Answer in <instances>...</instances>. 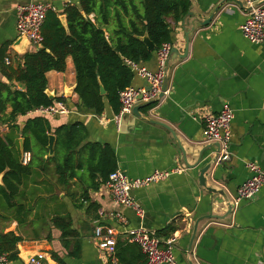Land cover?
Listing matches in <instances>:
<instances>
[{
    "label": "crops",
    "instance_id": "0c3cea01",
    "mask_svg": "<svg viewBox=\"0 0 264 264\" xmlns=\"http://www.w3.org/2000/svg\"><path fill=\"white\" fill-rule=\"evenodd\" d=\"M32 1L56 7L59 19L65 18L64 26H67L64 10L79 6V0H0V82L9 83L3 73L7 57L12 58V66L16 68L23 63L26 53L35 50L28 41L14 49L18 40L16 8ZM190 2L189 13L178 24L172 18L167 19L178 56L188 55L186 58L173 55L167 85L169 94L161 102L142 109L140 116H124L117 126L113 121L117 114L108 103L102 115L78 108L76 71L71 57L67 59L65 72L47 74V92L54 98H65L70 110L68 115L52 116L53 129L82 124L86 131L84 144L110 147L117 170L131 179L145 178L157 170L181 168L183 173L134 191L133 198L144 212V217L140 218L134 210L115 204L105 188L106 183L97 189L91 187V176L86 168L77 169L78 177L62 185L57 181L55 164H52V175L36 177L24 187L27 205L33 210L29 221L39 222L38 228L48 223L45 231L32 236L24 233L15 220L0 221L5 233L15 232L24 238L18 245L19 255L42 254L40 264H60L53 253L65 264H105L96 245L95 229L108 225L118 233L123 264L146 262L144 254L125 234L138 228L156 234L164 246L175 239L172 246L176 264H190V261L193 264H264V186L253 200H236L238 189L252 176L248 165L254 163L264 170V43L252 44L241 33L240 27L250 13L244 0ZM256 4L264 7V0H256ZM90 18L94 21V15ZM144 65L155 72L156 55ZM131 86L148 87V84L134 76ZM141 105L140 102L136 106ZM226 107L234 112L232 157L216 167L217 181H212L210 172L206 179L207 186L224 192L226 198L233 200L231 214L226 204L221 203L225 200L223 196L210 194L199 185V172L208 164L211 150L197 168L189 167L196 164L200 151L209 144L203 134L205 116L218 115ZM34 115L39 114H28L29 117ZM24 119H19L21 128L25 125ZM0 132L5 136L10 130L3 126ZM14 137L18 142L21 139L18 132ZM56 140L55 136V144ZM75 165L77 167L78 163ZM51 178L52 184L48 180ZM96 182L100 183L101 178ZM85 191L88 199L83 203ZM3 202L0 201V213L11 217ZM116 213L126 222L114 219ZM210 215L220 219H204L198 224L189 254L195 224ZM55 216L70 217L78 233L69 249L63 245L61 232L51 224ZM76 241L80 244L79 256H70L76 253ZM9 264L29 263L19 256Z\"/></svg>",
    "mask_w": 264,
    "mask_h": 264
},
{
    "label": "trees",
    "instance_id": "16d2710c",
    "mask_svg": "<svg viewBox=\"0 0 264 264\" xmlns=\"http://www.w3.org/2000/svg\"><path fill=\"white\" fill-rule=\"evenodd\" d=\"M190 8V0H79V6L64 10L67 26L57 13H48L42 28V46L26 53L23 63L16 68L6 63L3 68L9 83L0 82V127L5 126L10 132L5 136L0 132V176H3L0 196L12 216L0 213V221L15 220L19 226H31L36 235H40L39 222L29 221L33 210L27 205L24 187L36 177L52 175V164H55L57 181L62 185L78 177L77 169L86 168L91 176V187L95 189L106 183L117 170L115 154L110 147L84 144L86 131L82 124L53 129L52 117L28 116L40 107L66 102L65 98L51 99L46 93L47 74L65 72L67 59L71 57L76 71L78 108L102 115L108 103L118 114L120 93L130 87L134 79L124 60L149 62L163 44L174 41L167 19L172 18L178 24ZM91 15H94V21ZM145 34L156 46L153 52L140 40ZM101 85L106 95L101 94ZM20 118H25L22 128ZM15 132L24 140L22 149L20 141L14 137ZM50 135L57 137L52 157H48ZM26 153L31 158L24 164L23 154ZM75 163H78L77 167ZM98 178H101L100 183L96 182ZM87 193L84 192L83 203L88 199ZM51 224L61 232L63 245L69 249L78 238L71 218L55 216ZM23 239L15 232L5 233L0 224V254H7L10 261L19 259L18 245ZM51 239L49 235L48 240ZM75 243L76 253L70 256L78 257L80 244L79 241ZM117 251L120 264H123L119 243ZM53 258L65 264L54 253Z\"/></svg>",
    "mask_w": 264,
    "mask_h": 264
},
{
    "label": "built area",
    "instance_id": "2783aa9c",
    "mask_svg": "<svg viewBox=\"0 0 264 264\" xmlns=\"http://www.w3.org/2000/svg\"><path fill=\"white\" fill-rule=\"evenodd\" d=\"M246 6L250 8L248 18L240 27L242 35L252 44L261 45L264 43V7L257 5L256 0H244ZM57 13L56 7L48 3L29 2L26 5H20L16 8L17 32L18 38L26 39L34 46L40 48L43 44L42 28L48 13ZM175 48L173 43H165L156 51L157 70H149L143 63H135L125 59V64L131 69L134 76L146 80L148 87L130 86L120 93V111L113 121L117 126L120 125L124 116L132 114L137 104L147 103L154 100L161 102L169 91L164 89L166 78L169 77V60L172 50ZM7 65H12L11 57L5 59ZM149 88V89H148ZM163 95L162 98H160ZM158 102V103H159ZM36 114L52 117L70 114V110L64 101L56 102L52 106L40 107L34 110ZM32 113V112H31ZM234 112L230 107L224 108L218 115H207L204 118V138L209 143L220 144L219 162L224 163L231 159L232 143V123ZM30 154H23V163L30 162ZM249 170L252 172L249 178L237 191L236 200H253L258 196L264 186V170H261L256 164H249ZM183 169L176 168L169 171H155L145 178L131 179L121 170L113 172L105 184V188L117 206L130 208L140 217H144L142 207L135 202L131 193L148 187L152 184L162 182L173 175L183 173ZM113 218L119 222L125 223V218L116 213ZM116 229L112 226L99 225L95 229V241L98 249L105 258V264H120L117 251ZM128 241L136 244L146 257L145 264H176L172 244L175 239L170 240L164 246L162 240L154 233L145 228H138L126 232ZM44 256L39 254L31 257L29 264H40ZM10 260L7 254H0V264H9Z\"/></svg>",
    "mask_w": 264,
    "mask_h": 264
},
{
    "label": "water",
    "instance_id": "95a60500",
    "mask_svg": "<svg viewBox=\"0 0 264 264\" xmlns=\"http://www.w3.org/2000/svg\"><path fill=\"white\" fill-rule=\"evenodd\" d=\"M219 9V8H218ZM217 9V11H218ZM213 16L211 17V19H209L207 21V23H210L211 20H212ZM61 21L63 23V25H65V18L62 16L61 17ZM188 37V42H189V35H187ZM140 40L142 42L145 43V45L147 46L148 50L150 52H153L156 48L155 44L150 40L148 34H145L143 37H140ZM28 41L26 39V37H21V38H18L17 42L14 44V49H18L20 48V46L24 43ZM29 42V41H28ZM173 55H176L175 57H180V58H186L187 57V53L184 54L183 56H178V51L176 49H173L172 50V55H171V58L169 60V64H168V70L170 71L171 69V59L173 57ZM168 78H166V81H165V85H164V89L166 90L167 89V85H168ZM149 89V88H148ZM49 97L51 99H53L54 97L52 96V94L46 92ZM101 94L102 95H106V91L104 89V87L101 85ZM163 95L160 97L162 98ZM160 100V99H159ZM159 100H154V101H151V102H147V103H143V105L141 106H136V108L133 109L132 111V114H135V115H138L140 116V111L142 109H148L150 107H152L154 104H157L159 102ZM23 143H24V140L23 139H20V146H21V149L23 148ZM54 144H55V136H52L50 135V141H49V145H48V150H49V157H52L53 154H54ZM180 148L182 149V147L180 146ZM211 150V153L208 155V157H211L208 164L200 170L199 172V185L200 187L204 188L207 192H209L210 194H214V195H221L223 196V198L225 199L224 201L222 200V204L225 205L226 204V207L228 208V213L231 214L233 212V200L230 199V198H226L225 197V194L224 192L222 191H218L217 189L213 188V187H209L207 186V179H206V175L210 172L211 173V176H212V181H217L219 179V177L217 176V173H216V167L219 166L220 164H223L221 162H219V156H220V144L218 143H209L208 145H206L201 151H200V154H199V158H198V161L196 162V164L194 166H189L190 169H195L197 168L205 154ZM183 151V149H182ZM188 167V166H187ZM1 177L3 178V176H0V182H1ZM131 196L133 197L134 196V192L131 193ZM220 219L219 217L217 216H213V215H210V216H206V217H203L201 218L200 220H198V222L195 224L194 226V230H193V233H192V237H191V240H190V244H189V254L191 253L192 251V246H193V243L196 239V236H197V232H198V224L204 220V219ZM222 219V218H221ZM20 258L23 260V262H28L30 260V257H23L21 256V254L19 255ZM191 263L190 264H193L192 261H190Z\"/></svg>",
    "mask_w": 264,
    "mask_h": 264
},
{
    "label": "rangeland",
    "instance_id": "374dc122",
    "mask_svg": "<svg viewBox=\"0 0 264 264\" xmlns=\"http://www.w3.org/2000/svg\"><path fill=\"white\" fill-rule=\"evenodd\" d=\"M51 177H52V176H51ZM48 180H49V182H51V184H52V178H51V180H50V179H48ZM55 194L57 195V192H56V191H55ZM0 201L3 202V199L1 198V196H0ZM3 203H4V205H5V202H3ZM35 222H36V221H35ZM46 225L49 226V224L45 222V225L42 224V226H41L39 229H37L38 232H39V234H40L42 231H45L44 229L46 228ZM21 229L23 230L24 233L32 234V236H33L34 234L36 235V233L32 230V227H31V226L21 227Z\"/></svg>",
    "mask_w": 264,
    "mask_h": 264
}]
</instances>
